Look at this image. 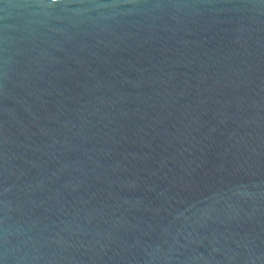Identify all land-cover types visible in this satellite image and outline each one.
<instances>
[{
	"label": "water",
	"instance_id": "water-1",
	"mask_svg": "<svg viewBox=\"0 0 264 264\" xmlns=\"http://www.w3.org/2000/svg\"><path fill=\"white\" fill-rule=\"evenodd\" d=\"M0 264H264V0H0Z\"/></svg>",
	"mask_w": 264,
	"mask_h": 264
}]
</instances>
